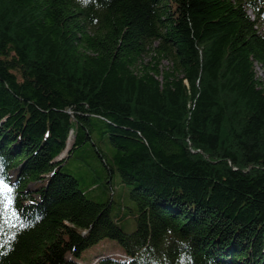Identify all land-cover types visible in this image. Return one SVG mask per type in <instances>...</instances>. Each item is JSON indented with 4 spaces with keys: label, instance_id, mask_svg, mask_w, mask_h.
Masks as SVG:
<instances>
[{
    "label": "trees",
    "instance_id": "obj_1",
    "mask_svg": "<svg viewBox=\"0 0 264 264\" xmlns=\"http://www.w3.org/2000/svg\"><path fill=\"white\" fill-rule=\"evenodd\" d=\"M257 69L264 0H0V264L104 239L123 253L91 264H264ZM71 159L91 188L119 172L137 231Z\"/></svg>",
    "mask_w": 264,
    "mask_h": 264
},
{
    "label": "rangeland",
    "instance_id": "obj_2",
    "mask_svg": "<svg viewBox=\"0 0 264 264\" xmlns=\"http://www.w3.org/2000/svg\"><path fill=\"white\" fill-rule=\"evenodd\" d=\"M164 66L168 67L169 63L164 62ZM259 75L264 77V72L260 69H257ZM73 140H70L69 148L71 147ZM100 145V144H99ZM101 146V145H100ZM101 148L108 153L109 147L102 145ZM91 163V160H88ZM93 163V162H92ZM83 163H80L76 159H71L65 165L64 170L67 173H70L78 178L83 189L86 188V198L90 201L105 204L112 202V217L117 224V226L124 231L125 233H134L137 231L138 224L135 219L132 211L136 212L137 208L135 203L132 200L131 193L132 190L129 187H126L121 182V176L119 172H116L115 177L111 179L112 187L109 189L104 188V182H106L105 176L101 173H98L96 186L91 188L93 185L91 181V176L88 175L86 169L82 166ZM88 163L86 162L85 165ZM95 165V163H93ZM89 166V165H88ZM91 168V166H89ZM123 253L122 247L120 244L113 239H104L98 244L86 249L82 252L80 261H77L79 264H91L95 263L100 256H108ZM69 259H73L70 255Z\"/></svg>",
    "mask_w": 264,
    "mask_h": 264
},
{
    "label": "bare ground",
    "instance_id": "obj_3",
    "mask_svg": "<svg viewBox=\"0 0 264 264\" xmlns=\"http://www.w3.org/2000/svg\"><path fill=\"white\" fill-rule=\"evenodd\" d=\"M78 260V259H77Z\"/></svg>",
    "mask_w": 264,
    "mask_h": 264
},
{
    "label": "snow or ice",
    "instance_id": "obj_4",
    "mask_svg": "<svg viewBox=\"0 0 264 264\" xmlns=\"http://www.w3.org/2000/svg\"><path fill=\"white\" fill-rule=\"evenodd\" d=\"M7 190V189H6Z\"/></svg>",
    "mask_w": 264,
    "mask_h": 264
}]
</instances>
